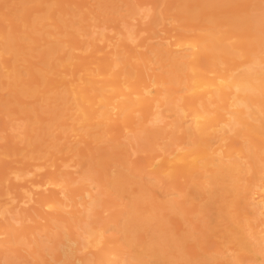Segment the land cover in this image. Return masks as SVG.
Here are the masks:
<instances>
[{
	"label": "rangeland",
	"instance_id": "1",
	"mask_svg": "<svg viewBox=\"0 0 264 264\" xmlns=\"http://www.w3.org/2000/svg\"><path fill=\"white\" fill-rule=\"evenodd\" d=\"M207 4L218 7L204 9ZM195 11L201 15L189 20ZM263 12L264 0H0V264H155L152 254L132 256L133 249L142 252L143 245L168 255L161 264L177 260L264 264V249L259 254L253 251L264 237V207L258 208L253 199L256 194L251 195L264 190V135L246 130L234 136V131L223 133L218 125L208 142L194 146L193 136L183 131L193 124L190 113H176L167 103H187L183 100L190 98L184 86L189 70L179 72V82L174 84L167 73L169 60L158 54L166 50L183 61L193 60L197 70L210 79L239 74L248 62L242 52L261 57L264 53L255 48L252 32L233 28L226 19L248 16L250 27ZM210 30L230 51L204 65L208 55L195 54ZM9 39L14 46L5 49ZM112 78L113 85H107ZM91 83L103 89L92 90ZM147 85L151 90L144 93L143 106L121 117L115 107L118 101L140 98L139 91ZM171 86L172 95L161 96ZM75 90L81 100L71 98ZM226 91L224 105L229 106L232 99L230 90ZM210 95L205 97L212 101ZM79 102L87 108L83 119ZM100 105L101 110L111 112H107L109 120L107 115L99 117ZM215 107L213 102L209 108ZM218 112L229 117V112ZM155 118L159 134L149 144L139 145L134 136ZM177 121L179 128L174 126ZM248 121L255 123L251 118ZM172 133L174 140H170ZM245 145L256 153L255 164L239 152ZM181 151L182 157L189 154L184 157L187 162ZM204 151L208 158L212 156L211 162L187 166ZM222 158L226 163L236 160L243 167L236 174L242 197L231 203L232 194L224 193L225 207L216 197L211 201L213 188L207 176L224 162ZM254 165L260 172L251 173ZM117 171L131 178L122 193L108 185ZM230 182L223 178L216 182L217 189ZM194 184H200L195 194ZM137 190L143 191L140 206L150 211L144 216L151 221L136 232L133 241L129 238L134 246L129 254L132 247L125 244L129 240L118 229ZM92 197L100 200L93 208ZM220 205L232 216L245 218L241 223H248L243 230L251 250L227 238V222L217 210ZM86 227H103L104 239L95 245L85 235ZM164 234L176 238L174 245L182 244L181 248L162 246L159 235ZM51 237L62 244L57 250L49 249ZM261 243L264 246V240ZM68 247L73 248V256L67 259L62 249L69 251ZM104 250L110 260L98 258Z\"/></svg>",
	"mask_w": 264,
	"mask_h": 264
},
{
	"label": "bare ground",
	"instance_id": "2",
	"mask_svg": "<svg viewBox=\"0 0 264 264\" xmlns=\"http://www.w3.org/2000/svg\"><path fill=\"white\" fill-rule=\"evenodd\" d=\"M216 7H218V6L214 5V4H207L203 8L204 9H208V8L210 9V8H216ZM185 8H186V6H184V9ZM200 15H201V13L199 11H195V12H192L188 16V19L193 21V20L199 18ZM226 21L233 28L247 29L250 32H252L253 33L252 35L256 41L255 42V48L256 49L258 48V50L260 52L264 53V34H263L264 33V15H262L260 17V19L257 21L256 24L250 25V27L247 26V23L251 22V18L248 16L246 18L241 17L239 20L236 19L235 17H231V18H227ZM12 41L13 40H11V39L7 40V42L4 44V48L6 49V48H10V47L14 46V43ZM198 44H200V46H199V51L195 54L196 57H200V56L204 57V56L208 55L210 58V59H208V56H207V59L204 61V65L205 64L206 65L212 64L215 59L220 58L222 55H224L226 53V51H227V53H229V51H230L228 46H226V44H224L223 39L215 38L214 33L211 30H210V32L206 33L202 37V39L200 40V43H198ZM51 50H55V47H52ZM158 54L169 60L170 65H169V69L167 70V73L171 76V81H173L174 84L179 82V79H178V73L179 72H184V71L189 70V72L187 73V76H186L187 77V83H185L184 86L187 88L186 90H188L189 93L191 92L189 95L190 98L185 99V100H183V98H179L180 100H183L187 103H183L182 106L175 105L176 102H173V100L172 101L169 100L167 103L170 105L171 109L175 110L176 113H183L184 111H186L188 114L190 113L189 115H191V117H192V123L193 124H191V126H189V127L183 128V131L186 134H188L189 136H191V137L193 136L191 142L194 146H199L200 144H205L206 142H208V140L211 136L210 132H212V135L216 134L217 129L214 130V127L217 128L218 125L221 128V131H223V133L225 130L234 131L233 132L234 136L246 134V132H245L246 130H252V131H255L257 133H260L261 135H264V57H261L259 55L250 56V55L246 54L244 51L241 54H242V56H246L248 58V62H247V65L244 66V69L241 71V73H239V74L224 73V74H219L215 79H210V77H207V75H205L204 73L199 72L197 70V68H198L197 64L193 60H189V61L184 60L183 61V60H181L182 59L181 56H178V57L172 56L166 50L160 51ZM241 54H240V56H241ZM262 65H263V67H262ZM16 79H18V76H16L15 81H16ZM113 80H114L113 78L111 80H109L107 85H109V86L113 85L111 83V81H113ZM89 85H90V88L92 90H95V91H100L103 89L102 86H97L94 83H91ZM204 88H208V89L204 91ZM226 89L230 90V98L232 99L231 104L229 106L224 105V102L228 98V96H227L228 94H227ZM150 90H149L148 85H147L141 91H139V96H141L140 98H135V99L126 98V99L118 101V103L116 104L115 107H117L119 109L120 113L123 114V115H121V117L122 116L125 117V115L127 116V112L130 109L135 110V109L141 108L143 106V104L145 103L144 98H146V97H144V95H145L144 93L148 94L150 92ZM119 91H120V88H118L117 93H119ZM174 91H175L174 87H172V86L165 88L163 91H161V96L164 95V96L170 97ZM120 94H122V93H119V95ZM207 94L210 95L211 97H213L212 101L210 99H208V97H205ZM114 96H116V95H114ZM179 97H181V96H179ZM71 98L74 101L75 100H81L79 98L77 90L72 92ZM104 98H105V96H104ZM107 102H109V101H107ZM213 102L216 104V107L214 109H210L209 107L213 104ZM78 104L80 105V102ZM197 104L199 107L196 106ZM104 106L105 105L103 104V107ZM101 107H102V105L99 106L100 110H98L99 111V117L105 116V115H107V112H109V109H108V111L105 108H104V110H101ZM103 107H102V109H103ZM230 107H233V108L231 110H229ZM78 110H79V115H80L79 118L80 119H83L86 115H88L87 108L80 105ZM218 110H223V112L224 111L229 112V117L224 118L222 113L221 112L219 113ZM98 111H97V113H98ZM213 111L216 112L215 115H212ZM109 113H111V112H109ZM107 117H109V116L107 115L106 119H107ZM248 118H251L252 121H255V123L250 124L248 121ZM109 119L110 118H108L107 120H109ZM105 120H103V121L105 122ZM154 120L149 127H143L140 130V132H138L134 136L136 138V140H138L139 145L149 144L159 134V130H157L156 125H155L157 119L155 118ZM220 123H222L223 125H221ZM180 124L181 123L179 121H177L174 124V126L176 128H179V127H181ZM100 125H101V123H100ZM175 138H176L175 133H172L170 135V140H174ZM169 145L170 144H168L167 146H169ZM240 150L241 151H239V152L243 153L245 158H247L252 164H255L257 162V160H258L257 155L253 151V148L251 146H249V145L241 146ZM187 152L189 153L191 151L187 150ZM178 153L181 155V158L183 160H186L185 162H187V159L186 158L184 159V157H187V156L189 157L190 153L189 154L187 153L188 154L187 155L185 152L184 157H182V151H181V153L180 152H178ZM205 153H206V151H204L202 153H197L192 158L193 159V161L191 160L192 162L188 161L187 166L193 167V166H196L197 164H201L200 166H202V165L204 166L205 164H208L209 162H211L213 159L212 156L210 158H208V155L205 156ZM177 157H179V156H177ZM177 157H175V158H177ZM199 160L200 161L202 160V162H200ZM223 161L224 162L220 161L221 163L217 164L214 169L210 170L209 175H207V176H209V178H210L209 183L210 182L212 183L211 185L213 188L211 191V194H212L211 201L216 197L218 200L222 201L221 205L223 204V206H224V205H227V201L224 204L223 196H224V193H227V192L232 194L231 197L233 198L232 201H229V202L237 203L238 201H240V196L242 195L243 191L239 188L240 186L236 182V181H238V180H236V176H237L236 174L241 172L243 170V167H242L241 163L236 161V160H231L227 163L225 162L224 159H223ZM189 167H187V168H189ZM259 170H260L259 166L254 165L251 168V173L256 174V173L260 172ZM132 177H133V175H132ZM223 178L230 179L232 183L230 182L231 184L227 185V187L217 189L218 187L216 186V182L222 180ZM129 179H131L130 175H127L121 171H117L116 175L113 176V178L109 181L108 185L111 188H113L114 190H116L115 192L118 191V192L122 193L123 191L126 190V189L124 190L123 186L125 185L126 182L129 181ZM213 185H214V187H213ZM192 188H193L192 193L195 194L197 190H200V184H196V185L194 184V187H192ZM242 189H244V188H242ZM240 193H241V195H240ZM253 193L256 194V197L253 198L256 206L258 208H260L259 205H261V208H263L264 207V195H263L264 190H262V191L256 190V192H252L251 195ZM143 196H144V194H143L142 190L135 191V194L132 198L133 199L132 203L127 210V217L125 218L126 220L122 224L123 225L122 229L119 228L121 226L118 227L119 229H121V231L118 229L119 232H122V233H120V234H122L121 236L126 237L127 240H129V238H131V236H132V238H131V240H132L134 235H136V232H138V230L141 229L143 226H146L147 224H149L151 221V220L149 221V218H146L147 216H144L145 215L144 213L150 212V211H147L146 209H144L140 206L139 201L143 199ZM99 201L100 200H96L94 197H92L89 203L93 208L97 205V203ZM90 205H89V207H91ZM223 206H221L217 210H218V213L221 212L220 216L223 219V221L225 220L227 222V225H226V228H227L226 229V232H227L226 235L228 236L227 238L233 239L234 241H236V243H238V245H239V248L241 247V249L251 250L252 243H250L251 245L248 243V241H247L248 237L247 236H246L247 238L244 237V235L246 234L244 232L245 229L243 230V228H245V225H247L248 223L247 222L241 223V221H244L245 218H244V220H241L239 218V216H232L230 213L225 211V209H224L225 206L224 207ZM169 208L173 209L174 207H169ZM90 210H92V209H90ZM151 210H153V209H151ZM88 211L89 210H87V212ZM87 220H89L88 217H87ZM233 222H235V223H233ZM88 223L89 222L86 221L87 225H88ZM158 226H159V224H158ZM85 229H83V231ZM156 229H157V227H156ZM104 230L105 229L103 227L94 228V229H92V228L88 229L87 228V230H85L86 233L85 232L84 233H85V235H87V238H90L92 243H95V245H96L104 239V238L102 239L103 234H104ZM159 231H160V233H163V231H161V230H159ZM164 232H165V230H164ZM166 236L167 235H165V234H164V236L159 235V237L162 238V240H163L162 246L168 247V250H173L175 248H177V249L181 248L182 244L179 245L180 247H178L177 245H174V241L176 240V238H173L172 236H167V237ZM255 237H258V236H255ZM55 239L54 238L52 239V237H51V239H48V240H52V244L50 243L51 246L49 247L50 250H57L58 245L62 246V244L57 245V243L54 242ZM179 239H181V238H179ZM111 240H112V238H111ZM111 240H109L108 242H110ZM113 240H114V238H113ZM261 240H264V237L258 239V242L255 243L256 246L254 248L255 250H253V251L256 253L258 252L257 254H259V251L261 253V250L264 249L263 248L264 246L261 245L263 243V242L261 243ZM132 241L129 240V242L125 243L127 248H128V246L132 247V248H128L129 254L132 252L131 249L134 248V246H132L133 245ZM176 241H178V240H176ZM124 242H125V240H124ZM0 243H1V241H0ZM113 243H115V242L112 241V243H110V244L112 245ZM151 245H152V243H151ZM142 247H144V248H142V252H137V250L135 252V250L133 249L132 256L134 258L140 257L141 254L149 253V254H152L154 257H156L155 264H161L164 261V259H165V262H167L166 259H167L168 255L166 257L165 254H162V252L160 251L159 248H154L153 246L150 247L148 245L146 247L143 245ZM104 248L107 249V247H104ZM108 249H109V247H108ZM177 249H175V250H177ZM62 250H63L62 256H64L65 258L68 259V257L70 258L71 256H73V248H69V251H67V250L65 251V249H62ZM130 250H131V252H130ZM118 251H120L119 248H118ZM118 251L116 250V252L115 251L114 252L117 253ZM108 253H109L108 250H104V251H102V254H99L101 256L98 255V258L99 259L100 258H103V259L106 258L105 260H107V259L110 260V258H108L110 253L109 254ZM118 254H119V252H118ZM111 255L113 256V253ZM115 257H116V254H115ZM117 258H118V256H117ZM134 258H133V260H134ZM142 258H143V255H142ZM234 258L232 260L237 261ZM103 259H102V261H104ZM113 259L114 258H112L111 260H113ZM236 259H238V258H236ZM152 260H153V258H152ZM143 261L144 260H141V262H143ZM128 262H127V264H132V263H130V262L128 263ZM176 262H179L178 260L175 261V264H183V263L185 264V262L181 261V260L179 263H176ZM102 263H105V262H102ZM138 263H139V261L136 262V264H138ZM144 263H145V261L143 262V264ZM98 264H101V262H99ZM107 264H116V263H115V261H110V262L108 261ZM147 264H149V263H147ZM169 264H172V263L169 261ZM205 264H209V263L206 262Z\"/></svg>",
	"mask_w": 264,
	"mask_h": 264
}]
</instances>
